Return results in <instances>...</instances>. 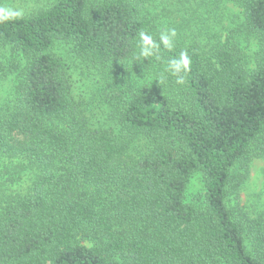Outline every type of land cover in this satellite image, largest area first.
<instances>
[{
	"label": "trees",
	"instance_id": "obj_1",
	"mask_svg": "<svg viewBox=\"0 0 264 264\" xmlns=\"http://www.w3.org/2000/svg\"><path fill=\"white\" fill-rule=\"evenodd\" d=\"M159 1L55 0L0 23V47L19 56L0 105V264H264V214L229 204L234 170L264 155V0H234L258 40L253 67L222 42L139 57V32L159 43L165 31ZM57 42L123 86L137 73L171 88L129 85L116 130L92 122ZM181 52L191 67L178 84L166 69ZM196 173L204 191L190 199Z\"/></svg>",
	"mask_w": 264,
	"mask_h": 264
},
{
	"label": "rangeland",
	"instance_id": "obj_2",
	"mask_svg": "<svg viewBox=\"0 0 264 264\" xmlns=\"http://www.w3.org/2000/svg\"><path fill=\"white\" fill-rule=\"evenodd\" d=\"M55 0H0V6L22 8L25 15L34 14L48 8ZM152 13L158 17L164 30L175 29V39L187 43H197L202 50L211 51L212 45L222 42L236 46L246 56L249 67H253L258 40L249 35L245 29L242 8L234 0H161L151 7ZM52 53L61 57L66 63L73 93L77 100L87 101L82 105L85 115L92 122L100 123L116 130L117 120L114 104L120 93L131 88H146L168 91L170 83L165 76L157 75L145 82L139 81L137 73L127 74L124 86L118 77L105 76L90 67L73 51L67 42H57ZM16 52L10 48L0 47V105L14 92V77L10 64ZM139 81V82H138ZM127 93V92H126ZM125 94V93H124ZM123 94V95H124ZM108 100V101H107ZM110 102V103H108ZM0 165V172L3 170ZM10 172L12 170L9 169ZM234 180L238 183L231 190L229 204L240 206L253 217L264 214V155L254 158L247 169L238 167L234 170ZM8 180V175L3 176ZM0 177V180L3 179ZM204 191L203 175L196 173L188 187L190 199L201 197Z\"/></svg>",
	"mask_w": 264,
	"mask_h": 264
},
{
	"label": "clouds",
	"instance_id": "obj_3",
	"mask_svg": "<svg viewBox=\"0 0 264 264\" xmlns=\"http://www.w3.org/2000/svg\"><path fill=\"white\" fill-rule=\"evenodd\" d=\"M25 13L22 8H13L10 6H0V23L15 21L22 19ZM177 36L175 29H168L161 31L159 35V43H157L153 36L146 31H140L138 34L139 57L148 58L152 56L158 57L160 44L167 49H172L175 45V38ZM191 67V60L187 52H181L178 59H172L168 62L166 71H169L175 76L178 84L184 83V76L182 73H187Z\"/></svg>",
	"mask_w": 264,
	"mask_h": 264
}]
</instances>
